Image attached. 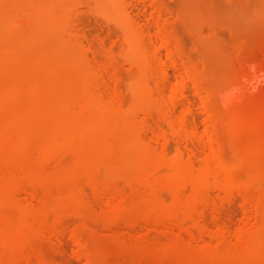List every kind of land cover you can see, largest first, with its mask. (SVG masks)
Masks as SVG:
<instances>
[{
    "label": "bare ground",
    "instance_id": "1",
    "mask_svg": "<svg viewBox=\"0 0 264 264\" xmlns=\"http://www.w3.org/2000/svg\"><path fill=\"white\" fill-rule=\"evenodd\" d=\"M133 1L139 0L98 1L100 10L122 25L126 60L137 69L130 88L138 101L126 112L119 63L111 50L105 49L103 57L89 44L67 37L72 30L62 27L73 23L66 15L75 9L73 0H0V37L6 33L10 41L16 36L12 45L7 39L8 50L0 41V55L11 54L10 62L25 71L9 80L0 61V242L15 254L8 260L0 255V264H58L31 237H62L73 200L96 208L91 198L84 199L85 186L100 199L99 214L108 224L127 218L129 228L142 222L148 233L149 225L170 231L176 240L164 247L184 250L186 261L264 264V169L254 170L249 157L245 161L240 155H258L262 163L264 144H239L245 130L258 135L255 120L261 113H251L259 107L264 111V105L235 111L228 100L238 80L264 72V60L243 59L239 74L214 94L205 75L185 61L161 20L160 7L153 3L154 11L142 23L131 13ZM50 30L59 32L58 44L43 39ZM190 91L199 98L200 122ZM172 141L176 150L170 155ZM102 169L108 173L104 179ZM119 171L127 188L112 177ZM241 172L249 178H240ZM21 190L25 199L18 197ZM235 200L242 218L232 225L221 211ZM48 206L59 212L50 217ZM80 224L69 233L78 247L75 253L86 243L78 233Z\"/></svg>",
    "mask_w": 264,
    "mask_h": 264
},
{
    "label": "rangeland",
    "instance_id": "2",
    "mask_svg": "<svg viewBox=\"0 0 264 264\" xmlns=\"http://www.w3.org/2000/svg\"><path fill=\"white\" fill-rule=\"evenodd\" d=\"M73 1L75 3V9L73 7L75 11L72 10V13L68 12L69 14H66V11L64 12L62 9L61 12L62 14L65 13L67 17H70L68 20H72L74 23L73 24L68 21V23H66L67 25L64 23L62 25L65 26L62 27H66L65 29H70L72 31H77H74L75 34L71 33L72 31H68L69 33H66L67 37L72 35L77 42L83 43L84 45L85 43L89 44L94 49L100 51L101 54H103V57H105V49L111 50L112 54L119 63L118 74L120 76V88L124 98V110L129 112L138 101L137 95L133 93L130 88V85L137 74V69L135 65L130 63L129 60H126L129 52L124 49L125 47L122 41L124 31L122 25L118 23L119 21H117L115 16L111 15L109 11L100 10L101 6L99 5V0ZM134 2L135 1H133V3ZM136 2L134 4L135 6H132L133 8L131 13L138 21H142V23H146L148 21L147 18H150L149 12L152 13V11H154L153 3L160 7L161 20L166 29L173 36L172 40L175 41L174 43L178 46V48H180L179 50H181L185 61L190 63L205 75V85L210 88L214 94L224 87L227 79L239 74L241 70L240 63L243 59L251 58L253 60H264V0H139ZM18 5L16 8L19 7ZM14 7L15 6L10 9H14ZM3 23H1L2 26ZM4 24L7 26L6 23ZM72 26H75L74 28L76 29H71L73 28ZM63 28L61 32L65 31ZM43 30L46 32L47 28H43ZM50 31L48 32V35L47 33L42 35V37L44 36L43 39H49L48 44L50 46L55 45V43L58 44L60 38L58 35L59 32L55 33V30L54 32H52L53 30L51 32ZM5 34L4 37L6 38ZM66 35H63V37H66ZM5 38L1 39L0 37V41L3 42L1 46L3 49L7 46L4 50H8L10 47L8 42L11 44V40L14 38H10L11 40L9 41V37H7L8 42ZM14 40L16 41V39ZM37 45L34 47L37 48ZM240 50L241 52H244V54L246 53L245 55L248 57L242 55L243 53L239 52ZM71 52H73L72 48L70 49V53ZM164 52L165 51H163V53ZM0 56H2L0 57L2 65L5 64L3 66H6L3 67V72L5 76L7 75V79L10 78L11 80H14L18 78L20 74L23 75L25 73V71L21 69V66L13 64L14 62H10L12 61L11 54H2ZM47 58H45V60L50 62L54 60L52 57ZM3 59L10 60H6V62H4ZM53 62L55 63V61ZM8 63L12 65H9ZM11 68H13V70H11ZM170 73L175 79L178 78L177 74H174V70L170 69ZM9 75H12L13 77ZM189 96L193 101V112L200 122L203 117V113L200 110L199 98L194 95L192 91L189 92ZM228 100L232 101V107L235 111L247 110L248 112L249 105L251 106V104L255 103H261V106H263L264 72L255 71L247 78L238 80L235 87L230 91ZM252 111L253 112L250 113H255V115L256 113H261L259 115L260 119L257 118L259 120H255L257 128L255 131H258L259 133L257 136H253L252 134L255 132L252 131L254 129L251 128L252 130L249 132L252 131L253 133H249L248 130H245L246 133H243L244 135L240 134L239 144H242V147H245L246 144L249 145L248 143L253 145H249L251 148H257L260 144H264V111L261 107H259L258 112H254V110ZM252 117L253 115H251L250 121H253ZM259 121L261 122L259 123ZM250 124L252 123L250 122ZM200 125L202 124L200 123ZM251 126L253 127V125H250V127ZM258 136L261 140L260 141L258 139L260 143L257 140ZM175 148V142H170L168 147L170 155L175 153ZM244 154L245 153L240 154L242 159L244 160L246 158L245 161H247V158L249 157L250 161H247V163L250 162L252 164L253 162L254 166L252 167L254 170L264 169V167L261 169L258 168L264 161L263 160L261 163L262 157L258 155H253L252 157V155L249 154L244 156ZM231 155L233 158L234 155L232 153L229 154V156ZM256 158L258 160H255ZM253 159L258 162L259 165L257 164L256 166V162ZM68 160H70V158H68ZM262 165L264 166V164ZM106 176H108L107 170L102 169L100 177L106 178ZM239 176L242 179L249 178H246L247 176L243 172L239 173ZM112 177H114L115 181L119 185L126 188L128 187L125 184L123 173L120 171L115 173ZM261 185V187H264V184ZM85 192L87 193H85L86 198L84 199L90 200L91 198L92 200L90 201L96 203L94 205H97L95 207L98 212L94 210L96 208L92 209L91 207L89 208L85 205L81 199L73 200L71 203L72 209H68V214L66 213L67 217L65 216L66 231L62 237H59L60 239L62 238L61 240L55 236L52 238L51 236H47V238L31 237V242L34 245L39 246L43 252L48 257L52 258L56 263L90 264L91 262L92 264H192V262H194L193 264H199L194 260L186 261L187 258L183 259L185 256L184 250L181 251V249H178V251L174 250L173 252L171 250L167 251L164 246L173 243V241L176 240L175 234L170 231L167 232V230H161L153 225H149L148 227L152 230H149L150 232L148 233V231H144V225L142 222L138 223L133 228H129L127 218L113 224H108L105 218L101 217L99 214V209L101 208L100 199L94 196L88 186H85ZM166 193L168 192L166 191ZM18 194L22 196H18L20 199H25L26 191L21 190ZM211 194L216 197L217 191L211 190ZM24 199L22 201H24ZM83 204L85 206H83ZM16 208H12L11 212L13 213V216L18 215ZM47 208L49 211L47 209L46 211H48L47 213L50 217L55 216L59 212V210L54 206H48ZM94 212H96L95 215L97 213L98 214L94 216ZM221 215L225 221L232 225L240 223L242 218V208L239 201L235 200L230 205L225 206L221 211ZM102 218L104 222H102ZM82 220L83 222H81ZM79 223H81L78 228L79 236H83V241H86L82 251L84 250L86 254L82 251L80 253L76 252L79 254L78 255L75 253V250H78V247H76L75 243L69 237V233L72 229L77 228L76 226ZM204 238L207 240L209 239L208 237ZM81 254L83 255L80 256ZM0 255L4 259L8 260L15 254L12 250L1 246L0 242ZM84 255H86V257ZM88 257L91 259L87 260ZM88 261L90 262L88 263Z\"/></svg>",
    "mask_w": 264,
    "mask_h": 264
}]
</instances>
